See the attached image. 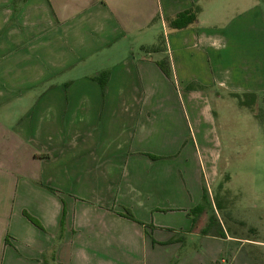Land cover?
Here are the masks:
<instances>
[{
  "label": "crops",
  "instance_id": "1",
  "mask_svg": "<svg viewBox=\"0 0 264 264\" xmlns=\"http://www.w3.org/2000/svg\"><path fill=\"white\" fill-rule=\"evenodd\" d=\"M232 2L0 0V264H263L220 223L203 234L213 205L190 212L218 169L204 183L178 149V127L215 148L218 109L264 98V10Z\"/></svg>",
  "mask_w": 264,
  "mask_h": 264
},
{
  "label": "rangeland",
  "instance_id": "2",
  "mask_svg": "<svg viewBox=\"0 0 264 264\" xmlns=\"http://www.w3.org/2000/svg\"><path fill=\"white\" fill-rule=\"evenodd\" d=\"M257 2L264 10V0ZM222 3L221 8L223 6L230 8L233 2L222 0ZM155 33V41L153 43L145 41L146 47L151 44L163 48L166 33L160 23ZM141 44L132 47L135 55L143 54ZM163 60L168 61V58ZM101 80L102 78L97 82L100 84ZM100 86L104 88L101 84ZM45 87L43 86V92ZM238 105L230 103L227 107L218 109V134L213 140L215 148L211 145L210 149H204L202 143L204 140L186 123L185 127L177 128L179 130L177 134L181 137L178 149L187 152L188 159L192 155L195 156V160L189 159V162L200 161L205 177L204 183L205 179L215 175L213 168L217 167V183L213 185L211 182V185L206 186L210 204L214 208L211 213L206 214V219L208 215L214 214L229 236L259 243L261 249L258 248L257 255L259 254L258 257L264 264V98H257L249 107ZM213 158H216L218 166L214 165ZM253 249L254 247L249 244L244 251L249 250L250 253L256 254ZM239 257L240 264H244L241 261L242 255Z\"/></svg>",
  "mask_w": 264,
  "mask_h": 264
},
{
  "label": "trees",
  "instance_id": "3",
  "mask_svg": "<svg viewBox=\"0 0 264 264\" xmlns=\"http://www.w3.org/2000/svg\"><path fill=\"white\" fill-rule=\"evenodd\" d=\"M21 1H25V0H21ZM198 13H199V10L197 8H192V9H189V10H186L184 12H181L179 14H177L176 16L172 17V18H169L166 20L169 28L171 30H183V29H186V28H189L190 26H192L193 24L196 23L197 21V16H198ZM158 67L160 68V70L163 72V74L166 76V77H170L171 75V68H170V64H169V61H161L158 63ZM108 77V74L107 73H102L96 80H99L100 78H102V80L100 81V84L102 86L105 85V81ZM247 99L242 101L241 99H239L240 101V106L242 107H249L251 105H253L256 100H257V97L256 95L254 94H250L246 97ZM210 201L208 199V194H207V191H204V196H203V201L202 203L194 208L191 212H190V215L194 218L202 213H204L208 207L210 206ZM122 217L126 218V219H129L133 222H136V223H139V221L134 217V215L131 213L130 210H127L125 209V213L124 214H121ZM26 217L37 227H40V225L31 217L27 216ZM218 219L217 217L214 216H211L210 219H209V222H208V225L206 227V229L203 230V234L204 235H209V233L211 232V230L213 228H215L217 225H218ZM141 224V223H139ZM152 228V227H151ZM217 236H220V237H223L224 234L223 233H220L219 235ZM6 244H8V241H6Z\"/></svg>",
  "mask_w": 264,
  "mask_h": 264
},
{
  "label": "built area",
  "instance_id": "4",
  "mask_svg": "<svg viewBox=\"0 0 264 264\" xmlns=\"http://www.w3.org/2000/svg\"><path fill=\"white\" fill-rule=\"evenodd\" d=\"M219 264H227L225 260H222Z\"/></svg>",
  "mask_w": 264,
  "mask_h": 264
}]
</instances>
